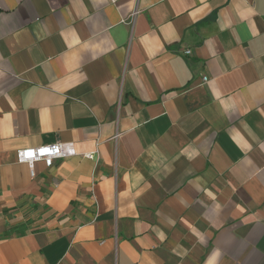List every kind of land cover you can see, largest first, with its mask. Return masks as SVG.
Returning <instances> with one entry per match:
<instances>
[{
    "label": "crops",
    "instance_id": "obj_1",
    "mask_svg": "<svg viewBox=\"0 0 264 264\" xmlns=\"http://www.w3.org/2000/svg\"><path fill=\"white\" fill-rule=\"evenodd\" d=\"M0 264H264V0H0Z\"/></svg>",
    "mask_w": 264,
    "mask_h": 264
},
{
    "label": "built area",
    "instance_id": "obj_2",
    "mask_svg": "<svg viewBox=\"0 0 264 264\" xmlns=\"http://www.w3.org/2000/svg\"><path fill=\"white\" fill-rule=\"evenodd\" d=\"M118 0H110L111 3H115ZM186 55L190 54V50L186 49L184 52ZM206 77L202 80L206 81ZM74 144L72 143H55L51 145L38 146L33 148H24L17 151V160L21 163H27L31 174H33V164L38 161H42L46 166H51L52 162L57 158H63L75 155ZM85 158L91 159L93 153H86L82 155Z\"/></svg>",
    "mask_w": 264,
    "mask_h": 264
}]
</instances>
